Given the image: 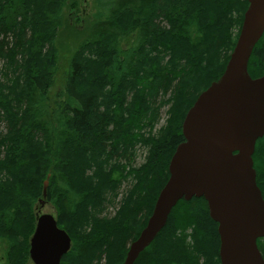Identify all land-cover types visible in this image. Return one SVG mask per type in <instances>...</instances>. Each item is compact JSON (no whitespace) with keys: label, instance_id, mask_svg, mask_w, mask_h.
Returning <instances> with one entry per match:
<instances>
[{"label":"trees","instance_id":"16d2710c","mask_svg":"<svg viewBox=\"0 0 264 264\" xmlns=\"http://www.w3.org/2000/svg\"><path fill=\"white\" fill-rule=\"evenodd\" d=\"M78 3L0 0L5 264H31L30 239L41 201L54 206L59 229L72 240L62 264L125 263L127 246L147 226L169 180L173 153L184 143V117L224 74L249 5L247 0H100L93 20L72 23ZM64 44L72 52L70 71L52 105ZM250 58L248 70L257 79L264 72V33ZM168 106L167 123L156 133ZM138 144L147 158L134 168ZM255 151L264 197V138ZM128 182V198L113 217L109 210H116L119 190ZM258 243L264 256V239ZM220 248L207 201L181 200L135 264H221Z\"/></svg>","mask_w":264,"mask_h":264},{"label":"water","instance_id":"95a60500","mask_svg":"<svg viewBox=\"0 0 264 264\" xmlns=\"http://www.w3.org/2000/svg\"><path fill=\"white\" fill-rule=\"evenodd\" d=\"M247 1L226 72L186 114L184 143L170 161L169 180L124 264H135L163 231L175 206L192 198H204L218 223L221 264H264L257 243L264 239V197L253 163L257 142L264 138V74L253 79L248 70L264 33V0ZM71 246L70 236L59 229L53 214L37 216L29 250L33 264H62Z\"/></svg>","mask_w":264,"mask_h":264},{"label":"rangeland","instance_id":"374dc122","mask_svg":"<svg viewBox=\"0 0 264 264\" xmlns=\"http://www.w3.org/2000/svg\"><path fill=\"white\" fill-rule=\"evenodd\" d=\"M79 1V3H78V8H79V12H77V11H75L74 12V14H73V16H71V18H72V20H73V22L72 23H75L76 22V20H79L78 22L79 23H83V19L84 20H86V21H90V20H93L94 19V17H95V15L98 13V7H97V5L99 4V2H100V0H78ZM170 4H171V7H173L174 5L172 4V2L170 1ZM247 11V10H246ZM246 14V13H245ZM75 15V16H74ZM244 17H245V15H244ZM244 21V20H243ZM77 23V22H76ZM243 23V22H242ZM243 25V24H242ZM81 27V26H80ZM82 28V27H81ZM241 28H242V26H241ZM241 28H240V30L238 31V37H237V40H238V38H239V33H240V31H241ZM237 40H236V42H235V46H236V44H237ZM42 45H44V46H49V41L48 40H42ZM236 48V47H235ZM235 50V49H234ZM233 50V51H234ZM233 51L231 52V54L233 53ZM231 54H230V57H231ZM61 61H60V63H59V72H58V74H55L54 75V78H55V84H54V87L51 89L52 91H51V93H50V97H49V102L50 103H52V105H55L54 103H55V99H56V97L58 96V94L59 93H63L64 92V84H65V80H66V75L69 73V68H68V66H67V63H68V61H70V59H71V57H72V52H70V50H69V48H68V46H67V44H64L63 46H62V48H61ZM230 57H229V59H230ZM230 61V60H229ZM229 63V62H228ZM228 63H227V65H228ZM1 66H3V62L2 63H0V67ZM226 68H227V66H226ZM226 68H225V70H226ZM226 72V71H225ZM225 72H224V74H225ZM223 74V75H224ZM263 74H264V72H263ZM262 74V75H263ZM222 75V76H223ZM221 76V77H222ZM262 77V76H261ZM260 78V77H259ZM219 80V79H218ZM217 80V81H218ZM0 81L1 82H3L4 80H3V77H1L0 76ZM215 83V82H214ZM213 83V84H214ZM59 98V97H58ZM58 98H57V100H58ZM197 100V99H196ZM195 103V102H194ZM48 104V106H49V103H47ZM194 105V104H193ZM50 107V106H49ZM171 108H170V106H168V107H164L163 109H162V112L160 113V122H159V124L156 126V128H155V130H154V132H156V133H159V129H160V127L161 126H163L165 123H167L166 121V119H168V117H167V112L170 110ZM188 113V112H187ZM186 116V115H185ZM185 118V117H184ZM185 120V119H184ZM184 122V121H183ZM135 154L138 156V154H140V156H138V159L135 161V163H134V165H133V167L134 168H139V167H141L142 166V164L145 162V160H146V158H147V151H145L144 150V148H143V146H142V144H138V146L135 148ZM87 175H89V176H92L93 175V170H90V171H88L87 172ZM48 177H50V176H48ZM132 180H133V178H132ZM128 181H130V179H128ZM129 186H130V184H129V182L128 183H124L122 186H121V188H120V190H119V193H118V195H117V199H116V201L114 202L116 205L118 204V206H117V208H116V210L115 209H111V210H109V213H111V215H113V217H115V216H118V211H120L119 209H120V205L122 206V205H124V202H125V200L128 198V195H129V193H130V190H128V188H129ZM127 190H128V192H127ZM127 192V193H126ZM110 198L108 197V200H109ZM115 205V206H116ZM106 206V205H105ZM38 207H39V209H38V212H37V215H38V213L40 214H48V213H50V214H55L56 212H55V209H54V206H52V204H50V203H42V202H40V205H38ZM104 208V207H103ZM103 208H101L100 210H103ZM103 216H106L105 215V213H103L102 214ZM55 216V215H54ZM141 234V233H140ZM130 243H131V241H130ZM130 243L128 244V246H127V248H129V246H130ZM166 248V247H165ZM4 252H5V245L3 244V243H1L0 242V264H5L6 263V260L4 259ZM30 261H31V259H30ZM31 264H33L32 263V261H31Z\"/></svg>","mask_w":264,"mask_h":264},{"label":"bare ground","instance_id":"6f19581e","mask_svg":"<svg viewBox=\"0 0 264 264\" xmlns=\"http://www.w3.org/2000/svg\"><path fill=\"white\" fill-rule=\"evenodd\" d=\"M34 128V127H33ZM37 131V130H36ZM15 138V137H14ZM68 160V159H67Z\"/></svg>","mask_w":264,"mask_h":264}]
</instances>
